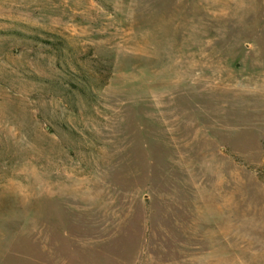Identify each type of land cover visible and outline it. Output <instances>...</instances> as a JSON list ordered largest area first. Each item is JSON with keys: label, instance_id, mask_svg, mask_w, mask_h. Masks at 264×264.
I'll list each match as a JSON object with an SVG mask.
<instances>
[{"label": "rangeland", "instance_id": "obj_1", "mask_svg": "<svg viewBox=\"0 0 264 264\" xmlns=\"http://www.w3.org/2000/svg\"><path fill=\"white\" fill-rule=\"evenodd\" d=\"M0 264H264V0H0Z\"/></svg>", "mask_w": 264, "mask_h": 264}]
</instances>
